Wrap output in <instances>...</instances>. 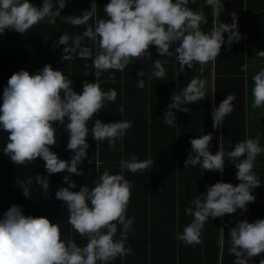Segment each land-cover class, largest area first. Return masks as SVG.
I'll return each mask as SVG.
<instances>
[{
  "label": "clouds",
  "instance_id": "1",
  "mask_svg": "<svg viewBox=\"0 0 264 264\" xmlns=\"http://www.w3.org/2000/svg\"><path fill=\"white\" fill-rule=\"evenodd\" d=\"M66 0H60L58 8L53 11L51 0H43L41 6H35L30 0H0V34L5 30H14L25 34L34 25L46 20L55 23L60 9L65 7ZM188 0H109L103 10L107 19L98 20L95 28L88 26L82 35L76 37L74 44L87 37L98 44V54L93 60L94 76L97 80L103 72L109 70L123 71L133 58L150 56V46L156 47L159 56H172V45L181 71L185 66L192 69L214 63L219 56L221 46H229L242 39L236 23H217L211 33H204L201 24L206 23L202 12H193L187 8ZM213 9V18L219 20L223 9L221 0H206ZM97 4L92 0L89 9L81 15L64 17L67 24L84 26L96 13ZM223 33H227L225 41ZM69 37H59L58 43L68 44ZM257 55L264 57V50ZM66 59V57H63ZM153 75L163 79L166 70L161 61L153 62ZM203 67H201V72ZM143 76V71L138 77ZM96 80V81H97ZM252 107H264V69L252 77ZM72 80L50 64H45L36 73L27 70L14 72L3 88L0 103V129L8 133V142L3 153L15 165L32 163L41 158L49 175L66 171L80 176L78 165L87 156L90 147L86 137L91 131L97 144L107 141L109 149L114 151L117 140H123L132 121L117 120L103 123L96 119L89 129L88 122L98 113L105 101L115 102L117 92L114 89L103 91L96 82H83L81 93L72 88ZM207 81L193 77L179 95L173 94L164 122L175 127V113L190 112L186 104L198 103L206 97ZM138 88L144 87L142 79ZM213 89L212 92H214ZM234 94L226 95L218 107L212 110V127L223 125L226 116L233 111ZM123 112V107L119 110ZM69 136L66 145L73 155L70 161L62 160L50 150L57 143L54 124L65 123ZM212 133L190 139L191 151L184 161V168L200 166L204 171L222 173L227 160L236 168L235 186L228 182L217 181L207 186L206 193L194 197L191 207L185 208V214L192 217L182 233L176 238L186 245L202 244L201 233L208 218H222L225 214H234L238 209L247 210V205L255 201L252 190L261 184L258 175L253 172L256 157L264 153L258 137L248 138L235 144L225 153L222 148L215 154L209 151ZM243 157V159H241ZM152 159L137 160L132 156L120 161L121 172L111 174L105 169L89 188L87 184L79 191H71L76 184L68 175L64 177L67 187L55 191L56 199L62 201L68 209V222L83 237L87 244L78 246L74 240H61L58 224L51 223L47 217L23 214L22 207L11 205L0 218V264H109L117 257L124 258L133 254L126 247L127 233L133 231L134 218L127 217V206L130 202L132 182L123 175L124 170L135 174L149 169ZM36 180L45 192L49 190L47 176L36 175ZM25 197H30L27 181H17ZM162 193V191H161ZM91 206H89V203ZM120 225V237L115 239ZM223 233V230H222ZM230 253L235 256V264H248L250 258L264 252V218L249 222L240 220L229 230ZM224 237L222 235V242ZM264 264V260L260 261Z\"/></svg>",
  "mask_w": 264,
  "mask_h": 264
},
{
  "label": "crops",
  "instance_id": "2",
  "mask_svg": "<svg viewBox=\"0 0 264 264\" xmlns=\"http://www.w3.org/2000/svg\"><path fill=\"white\" fill-rule=\"evenodd\" d=\"M228 1L233 3L230 11L235 12L238 31L242 35L243 48L246 50L249 47L248 58L244 57L246 65H243V71H236L234 74H228L225 66L220 64L224 59L221 53L214 63L210 62L204 66L197 64L192 69L185 66L181 71L174 51L178 44H173L171 49L173 55L169 58L159 56L156 47L152 45L149 48L150 56L133 58V61L130 60L123 71L103 72L97 80L94 76L96 71L93 66L94 58L77 54L79 45L95 46L97 43L87 37H84L79 44H74V41L88 26L94 29L98 20L107 19L103 8L109 0H95L96 13L84 26L67 24L64 17L81 15L84 10L89 9L92 0H66L65 7L60 9V15L55 17V23L50 24L46 19L34 25L25 34L14 30H5L3 34H0V47L14 48L12 52L6 50L5 53L10 62L15 64L17 72L20 71L21 66H25L24 70L36 73L45 64H50L53 69L60 70L72 80L71 86L77 93L82 92L84 81L98 83L103 91L114 89L117 92L115 102L105 101L104 107L93 115L87 126L91 129L95 120L99 119L103 123L117 120L132 121V127L127 130L122 141L117 140L114 151L109 149L107 141L97 144L89 131L86 140L90 146L94 147V159H97L94 167V182L105 169H108L111 174L120 173L121 160H128L132 156L140 161L152 159V167L143 172L135 174L128 170L123 172L125 178L133 185L127 206V217H134L133 230H139L141 224L145 222L147 228L149 226L153 229L154 238L159 246L164 243L170 249H174L176 255L188 256L193 258L191 261L197 260L201 262L200 264H205L203 261L206 255L214 256V254V264H222L224 241L230 239V228L243 220L244 213L238 209L234 214H225L222 218L209 217L201 233L202 244L186 245L176 238L177 233H182L184 227L192 220L191 216L185 214V208L192 206L190 201L194 197L206 193L207 186L217 181L228 182L234 186L239 183L235 175L237 171L235 165L227 160V155H225L226 160L222 173L204 171L200 166L184 168V161L191 151L190 139L212 133L213 138L209 151L213 154L220 148L227 153L234 148L236 143L248 138L258 137L260 145L264 142V107H252L251 93L254 83L253 75L264 69V57L257 55L258 49L264 48V0ZM30 2L39 7L43 0H30ZM59 2L60 0H51L53 11L58 8ZM221 3L223 9L220 15L226 11L224 9L226 2L221 0ZM187 8L193 12H199L200 9L211 12L210 25L212 30L214 29L217 20L213 18V9L206 4V0H188ZM240 19L241 24L238 23ZM202 24L205 27L207 23ZM63 34L69 37L66 51H64L65 45L58 43L59 37ZM52 45L57 48L52 47L48 53L46 50ZM253 48L258 49L254 51ZM23 52L26 54L22 55ZM3 57H6L4 51L0 50V58ZM156 60L161 61L166 70L163 79L153 75L155 71L153 62ZM168 67L171 68L170 71L167 70ZM201 67H203L202 72ZM250 67L252 70L249 69ZM141 70L143 76L138 77ZM12 73V71L2 72L0 93H3V88L7 85ZM193 77L207 81L208 94L198 103L182 106L191 109L190 112L172 109L177 125L175 127L167 125L163 115L171 103L172 95H179ZM140 79L144 82L142 89L137 87ZM213 89H215L214 92H212ZM229 94H234L236 97L233 101V111L225 117L221 127L213 129L212 110L218 107ZM121 107H123L122 113L119 111ZM67 123L65 119L63 125L57 123L53 126L57 129L58 135H66L68 143ZM104 143L109 153L111 152L110 156L117 164L116 167H98L100 160L98 149L100 144L104 145ZM88 150H91V147ZM135 152L138 153L134 154ZM69 153L72 151L69 150ZM260 162H264V153L258 155L254 162L253 172L256 171L257 175L261 172L254 168ZM263 191V184L252 190L255 201L247 205L244 216L249 222L264 218L263 208L258 207L259 205L264 206ZM257 203L258 205H255ZM252 208L255 213L251 212ZM136 216H141L142 219L137 221ZM136 224L140 225L138 229L135 227ZM216 233L217 236H215ZM210 238L213 239L211 245ZM216 244H218L217 252L215 251ZM147 247L149 249L150 245ZM170 254L168 252L167 255ZM196 257L199 258L195 259Z\"/></svg>",
  "mask_w": 264,
  "mask_h": 264
},
{
  "label": "trees",
  "instance_id": "3",
  "mask_svg": "<svg viewBox=\"0 0 264 264\" xmlns=\"http://www.w3.org/2000/svg\"><path fill=\"white\" fill-rule=\"evenodd\" d=\"M226 2L224 9H226L224 14L219 16V20L217 23H220L224 20L227 24H231L233 22V15L235 12L230 7L233 3L224 0ZM197 12V11H196ZM199 12H202L206 17L207 24L201 25V30L204 33H211L212 28L210 23L212 22V14L211 12L200 9ZM197 12V13H199ZM241 22H238L239 24ZM208 26V27H207ZM207 27V28H206ZM227 40V33L222 34ZM242 36V35H241ZM52 47H56L52 45L50 48H47V52L49 53ZM57 48V47H56ZM14 48L10 47H0V50L4 51L3 58H0V81L1 75L4 71H12L17 72L15 64L10 62L8 55L5 53L6 50L12 52ZM25 49V48H24ZM41 49V48H40ZM256 51L258 48H253ZM20 51V49L18 48ZM264 48H259L258 51H262ZM220 53L224 57L223 66H225V70L228 74H234L236 71H243V65L245 64V58H248L249 55V47L244 50L242 39L241 41L233 42L231 46L227 43L221 46ZM26 52H23L22 55H25ZM166 57H170L165 55ZM167 60V59H166ZM170 61V60H169ZM168 61V62H169ZM244 62V63H243ZM219 63V62H218ZM246 65V64H245ZM25 66H21L20 70H24ZM260 70V67H258ZM249 69L252 70L250 67ZM171 70L170 67L167 69ZM254 70V68H253ZM2 94L0 93V103H2ZM55 129V135L57 139V143L53 146H50V150L55 152L58 157L65 161H70L73 152L69 153V150L66 149L67 145V137L66 135L61 136L58 135ZM8 142V133L3 129H0V218L3 217L4 212L8 210V208L13 205H19L22 207L23 214L25 215H33V216H44L47 217L51 223L58 224L60 228L61 240L65 242L68 239H72L78 246H85L88 242L87 237L80 236L69 224L68 222V209L67 206L60 200L56 199L55 191L61 187H67V183L64 182V177L66 175L75 182L76 187L70 189L71 191H79V188L85 184L89 188L94 186V167L96 166V160L94 159V147H90L86 150L87 156L83 160L81 164L78 165V168L81 169L82 174L77 176L75 174H68L66 171L51 174L49 175L44 167V161L41 158H36L32 163H26L24 165H15L8 156L3 153L4 147ZM261 147H264V142L261 144ZM99 164L98 167L106 168V167H116L117 164L113 162V158H111L109 151L107 150V145L99 146ZM138 152H135L136 154ZM109 154V156H107ZM254 170H258L261 174L258 175V178L261 181V184L264 186V162H260ZM255 173H257L255 171ZM39 174L41 176H47L49 182V190L47 192L40 186V184L36 180V175ZM31 179L32 183L28 185L30 191V197H25L22 189L19 187L17 181H27ZM264 192V191H263ZM89 206H91L90 202ZM255 205H258L255 204ZM258 207L263 208L264 206L259 205ZM252 213H255L252 208ZM243 220L245 219L246 211H243ZM134 218V217H133ZM138 219H142L141 216H136ZM140 226V225H139ZM138 224L135 225L136 229H138ZM117 234L115 239H119L120 237V225L117 224ZM133 229V226H132ZM208 229V226H207ZM152 228H147V224H141L139 230H133L127 233V241L125 246L130 247L133 250V254H129L124 258L117 257L115 260L109 262V264H200V261H191L193 258L188 256H183L181 254L176 255V251L174 249H170L168 245H158L157 240L154 238ZM218 233V231H217ZM217 233L215 236H217ZM212 238L209 239V243L211 245ZM225 248L222 253V264H235V256L230 253V245L227 240L224 241ZM148 245L150 248L148 249ZM216 252L218 250V244L215 245ZM169 248V249H168ZM162 251V252H160ZM170 252V255H167ZM215 256V254H214ZM211 255H206L205 264H214L215 257ZM199 257H196L197 259ZM264 260V252L260 255L250 258L248 264H260V261ZM202 262V263H203Z\"/></svg>",
  "mask_w": 264,
  "mask_h": 264
},
{
  "label": "built area",
  "instance_id": "4",
  "mask_svg": "<svg viewBox=\"0 0 264 264\" xmlns=\"http://www.w3.org/2000/svg\"><path fill=\"white\" fill-rule=\"evenodd\" d=\"M98 44L95 46H90L86 44H81L77 48V54L80 56H92L94 59L96 55L98 54Z\"/></svg>",
  "mask_w": 264,
  "mask_h": 264
}]
</instances>
